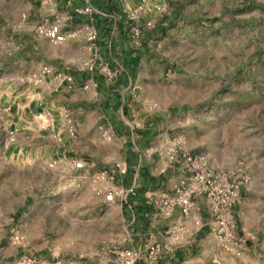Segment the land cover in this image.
Here are the masks:
<instances>
[{
	"label": "rangeland",
	"instance_id": "1",
	"mask_svg": "<svg viewBox=\"0 0 264 264\" xmlns=\"http://www.w3.org/2000/svg\"><path fill=\"white\" fill-rule=\"evenodd\" d=\"M163 4V13L176 16L161 13V29H142L140 36L144 67L136 92L158 115L151 138L204 156L211 168L241 181L237 204L263 206L264 0H241L219 18L196 20L185 17L184 0ZM67 10V0H0V204H23L12 215L11 239L0 242L8 264L24 253L116 264L120 251L151 242L148 235H132L124 200L105 201L98 192L104 182L66 175L45 158L32 161L29 151L13 158L8 151L24 135L9 125L15 96L43 82L49 68L59 70L54 65L65 53L64 45L49 42L36 28ZM74 15L64 29L75 28ZM160 231L168 236L170 228Z\"/></svg>",
	"mask_w": 264,
	"mask_h": 264
},
{
	"label": "crops",
	"instance_id": "2",
	"mask_svg": "<svg viewBox=\"0 0 264 264\" xmlns=\"http://www.w3.org/2000/svg\"><path fill=\"white\" fill-rule=\"evenodd\" d=\"M139 1L91 0L95 10L90 23L97 31L98 51L92 70L84 66L89 51L92 52L83 30L88 20L85 16L74 15L76 35L60 43L65 53L54 65H59L60 69H54L56 74L51 68L43 72L44 81L19 92L10 106L9 125L17 135L24 134L18 135V141L8 149L10 156L29 151L32 161L43 158L47 164L55 161L50 167L61 166L66 175L91 179L92 183H95L93 178L97 172L115 171V162L125 163L127 173L121 180L116 173L114 182L128 186L136 181L135 195H130L126 202L132 235L137 239H146L148 235L147 240L165 241L170 247V252L157 262L144 259L135 264H213L214 261L264 264V205L250 206L240 202L234 207L236 236L242 242L240 255L221 250L223 248L210 232L213 220L203 196H193L192 207L186 215L177 207L166 216L160 212V196L172 193L186 174L178 164H170L167 160L172 141L166 139L158 143L151 138L159 124L152 107L136 92V84L141 82L144 54L142 40L139 38L136 43L131 27L155 28L158 15L165 13L173 18L177 12L163 13L165 0H150L148 11L138 12L135 19H130L132 10L129 8H136ZM180 1L175 0V3ZM240 1L184 0L185 17L219 18L221 14L230 13ZM74 2L78 4L81 0ZM147 21L151 25H147ZM160 29V25L155 28ZM108 68L111 74L106 73ZM71 128L73 135L69 131ZM74 158L84 159L86 167L73 169L71 160ZM98 181L106 185L99 187L103 195L112 182ZM0 199L4 198L0 196ZM22 205L12 207L4 203L3 207L0 204L5 210L4 213L0 210V242L11 239L10 233L16 228L12 215ZM164 225L170 228L168 236L160 231ZM4 255L0 254V264H8L9 258L4 259Z\"/></svg>",
	"mask_w": 264,
	"mask_h": 264
},
{
	"label": "built area",
	"instance_id": "3",
	"mask_svg": "<svg viewBox=\"0 0 264 264\" xmlns=\"http://www.w3.org/2000/svg\"><path fill=\"white\" fill-rule=\"evenodd\" d=\"M148 0H141L136 8H133L130 14V19H135L138 12H146ZM69 10L63 12L61 16H56L55 19H44L36 28L39 35L44 36L53 44L65 42L68 38H73L76 35L74 29H64L65 22L72 19L73 14L85 16L87 23L84 25L85 39L90 44L92 55L84 62L87 69L92 70L98 58L97 51V31L90 23L94 12V7L91 0H81V3L73 4L71 0H67ZM147 25L151 22L147 21ZM131 34L135 38L136 43L139 40L142 29L133 25ZM107 74H111V70L105 69ZM70 134H74L71 128ZM108 136V135H107ZM10 141H14L15 137L10 134ZM167 160L170 164H178L186 174V178L181 180L178 185L173 188L172 193L162 194L160 196V212L163 216L168 215L173 208H179L184 215L190 212L193 204V196H203L209 205V210L212 217L210 232L214 235L219 245L227 250L232 251L236 255L242 252V242L236 236V223L233 213L234 207L239 201V190L241 181L237 178H229L224 172L215 170L209 166L207 159L202 155L191 154L184 151L177 142H172L167 150ZM55 161L48 165L52 166ZM72 168L75 170H83L86 167L85 160L82 158H74L71 160ZM115 171L103 169L94 175L93 180L111 181V185L105 188V201H113L117 197L127 202V196L135 195L136 181L126 186L120 183H114L116 173L120 180L127 173V165L121 162L114 163ZM115 172V173H114ZM102 192L101 190L98 191ZM18 236H15L17 239ZM170 252L168 242L153 240L145 245L144 249L134 247L126 248L119 252L116 264H135L139 260H148L157 262L164 254ZM215 264H219L214 261ZM13 264H84L71 258L59 256L42 257L34 253H24L20 255Z\"/></svg>",
	"mask_w": 264,
	"mask_h": 264
}]
</instances>
